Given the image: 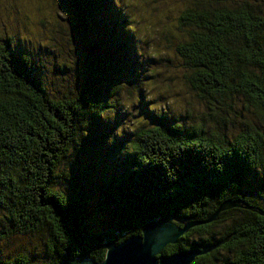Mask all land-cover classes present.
<instances>
[{
	"label": "trees",
	"instance_id": "16d2710c",
	"mask_svg": "<svg viewBox=\"0 0 264 264\" xmlns=\"http://www.w3.org/2000/svg\"><path fill=\"white\" fill-rule=\"evenodd\" d=\"M61 5L79 45L52 38L46 66L0 39V248L30 249L0 264H33L36 247L37 264L101 262L105 238L169 217L194 226L164 256L215 246L191 264H264V0ZM173 78L204 114L171 109ZM93 194L114 212L97 234ZM226 201L241 207L214 217Z\"/></svg>",
	"mask_w": 264,
	"mask_h": 264
},
{
	"label": "rangeland",
	"instance_id": "374dc122",
	"mask_svg": "<svg viewBox=\"0 0 264 264\" xmlns=\"http://www.w3.org/2000/svg\"><path fill=\"white\" fill-rule=\"evenodd\" d=\"M62 17L64 16L61 0H0V39L4 37L13 38L14 48L17 51L28 52L35 60L37 58V63L41 68L46 64L38 59L39 53L43 50L53 49L52 38H56L57 43L54 44L56 47L64 45L60 38L62 33L68 35L71 45H79V38L72 34V28L76 24L73 21V23L65 21ZM54 50L58 53L57 49ZM76 54L71 52L68 56L73 55L70 57L71 60L76 59V56L81 57L80 48L76 49ZM164 66H166L164 68L166 71L172 70L170 69L172 66L168 63ZM44 73L45 69L42 70V74ZM179 75L177 73V76ZM171 85L172 91L165 94V100L170 103L171 109L182 112V114H185L184 111H186L192 118H197L206 112L205 107L197 103L176 78L172 79ZM98 202V196L96 194L91 195L90 200L86 203L89 214L84 222L85 228L89 232H95V234L102 232V229L106 230L107 224L111 221L112 213H114L112 209L97 211ZM22 243L14 239L10 240L0 248V252L7 255L8 252L23 249L24 243ZM27 246L23 249L26 253L30 250ZM39 249L36 247L32 251L33 253H29L33 264L44 260V255Z\"/></svg>",
	"mask_w": 264,
	"mask_h": 264
},
{
	"label": "water",
	"instance_id": "95a60500",
	"mask_svg": "<svg viewBox=\"0 0 264 264\" xmlns=\"http://www.w3.org/2000/svg\"><path fill=\"white\" fill-rule=\"evenodd\" d=\"M241 207L238 201H226L220 205L214 217L220 212ZM178 219L150 218L140 235L130 236L116 244L114 240L105 238L103 248L105 257L101 262L90 259H70L59 264H191L197 256L211 252L215 246H206L201 251L178 252L164 256L163 250L168 245H175L194 224H186L182 228L176 225Z\"/></svg>",
	"mask_w": 264,
	"mask_h": 264
},
{
	"label": "bare ground",
	"instance_id": "6f19581e",
	"mask_svg": "<svg viewBox=\"0 0 264 264\" xmlns=\"http://www.w3.org/2000/svg\"><path fill=\"white\" fill-rule=\"evenodd\" d=\"M245 106V105H244Z\"/></svg>",
	"mask_w": 264,
	"mask_h": 264
}]
</instances>
